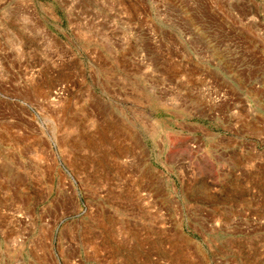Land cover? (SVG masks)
Masks as SVG:
<instances>
[{
    "label": "rangeland",
    "instance_id": "1",
    "mask_svg": "<svg viewBox=\"0 0 264 264\" xmlns=\"http://www.w3.org/2000/svg\"><path fill=\"white\" fill-rule=\"evenodd\" d=\"M0 264H264V0H0Z\"/></svg>",
    "mask_w": 264,
    "mask_h": 264
}]
</instances>
